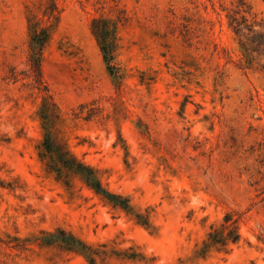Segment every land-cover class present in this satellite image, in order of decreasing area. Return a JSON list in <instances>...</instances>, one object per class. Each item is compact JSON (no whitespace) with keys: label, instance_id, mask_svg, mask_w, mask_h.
<instances>
[{"label":"rangeland","instance_id":"obj_1","mask_svg":"<svg viewBox=\"0 0 264 264\" xmlns=\"http://www.w3.org/2000/svg\"><path fill=\"white\" fill-rule=\"evenodd\" d=\"M117 1L121 86L91 31L112 14L94 0L59 1L42 71L51 138L123 207L41 155L42 96L25 75L39 0H0V264H264V69L243 66L228 28L237 0ZM245 2L264 17V0ZM227 215L239 240L212 245Z\"/></svg>","mask_w":264,"mask_h":264},{"label":"trees","instance_id":"obj_2","mask_svg":"<svg viewBox=\"0 0 264 264\" xmlns=\"http://www.w3.org/2000/svg\"><path fill=\"white\" fill-rule=\"evenodd\" d=\"M59 1L39 0L37 7L35 4L33 5L37 13H42L43 21L36 20L34 10H29L33 17L29 19L30 41L26 64L28 70L25 75L31 80L29 85L32 89L37 90L42 96L40 117L43 121L45 135L41 155L74 171L96 194L123 207L121 197L106 191L94 170L70 155L63 145L54 141L50 136L51 126L60 120V114L44 80L42 63L45 49L51 38V23L57 21L61 13ZM94 6L99 9H108L109 13L112 14V17H94L91 21V31L100 48L108 74L116 85L121 86L124 74L116 62L120 49L118 31L120 27L127 24L128 18L117 0H94ZM226 18L228 28L241 53L243 66L245 68L258 66L264 69V17L253 12L245 0H237L232 8L227 9ZM183 27L186 32L189 31L188 23L183 24ZM18 75L16 71H13L10 78L18 80ZM235 224L236 221L233 217L227 215L223 229L221 231L214 230L209 234V243L222 246H226L228 243L236 244L239 235ZM64 242L68 246V250L91 259V255L87 251L88 247L74 236L69 235Z\"/></svg>","mask_w":264,"mask_h":264}]
</instances>
